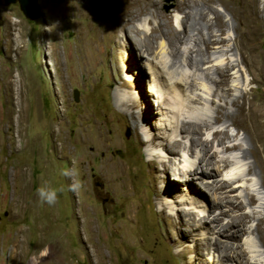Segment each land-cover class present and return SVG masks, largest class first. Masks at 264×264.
I'll use <instances>...</instances> for the list:
<instances>
[{"label":"rangeland","instance_id":"rangeland-1","mask_svg":"<svg viewBox=\"0 0 264 264\" xmlns=\"http://www.w3.org/2000/svg\"><path fill=\"white\" fill-rule=\"evenodd\" d=\"M108 1L114 7H122L124 3V0ZM155 1L159 3L160 12L170 16L174 29L187 35L183 20L188 9H176L177 2L181 0ZM200 1L189 0V3L192 6V3L199 4ZM249 1H210L228 25L223 35L226 42L213 45L209 54L205 45L201 44L199 47L205 57L201 67L188 64L187 53L190 46L196 44L195 40L183 39L175 50L169 40L161 36L150 57V60L158 62L157 67L161 68L160 63L165 62L166 72L175 80L188 79L190 85L184 93L182 108V113L187 114L183 119L191 124H201V142H212L209 150L211 167L218 173L214 178L199 174L198 184L230 180L247 171L248 161L239 158L240 152H226L214 137L217 132H227L231 139L226 140L225 145L240 143L247 146L243 130L230 123L216 122L217 106H226V102L238 97L241 90L248 93L247 99L258 110L264 108V0H257L254 5L258 11L257 21L249 20L252 15ZM37 2L39 16L28 19L18 2L6 5L5 0H0V122L5 121L10 105L3 81L10 79L15 127H18L22 112L24 134V149L19 152L17 142L11 145L8 127L0 126V264H33L37 255L35 249L43 240L44 244L37 253L47 245L56 244L66 264H92L88 259V232H85L82 219L88 208L96 230L94 239L103 246L106 264H238L226 253L242 256L241 252L246 259L242 264H264V246L251 232L258 220L264 217L260 168L257 167L258 175L246 177L236 192L234 184L226 188L227 200L238 201L237 196H240L244 201L247 189L256 195L257 202L246 208V212L251 214L249 233L236 240L217 233L236 215L230 203L225 201L212 214L220 218L219 225L215 228L197 225L193 230L189 229L181 210L199 219L207 215L201 211L206 199L194 195L199 193V185H187L181 175L176 177L174 174L178 169L199 165L203 155L201 142L192 145V135L181 132L180 124L177 136V128L173 135V139L182 142L176 155L161 146L139 144L133 125L126 121L131 112L140 116L142 125L150 124L145 134L139 131L144 141L154 134H165L167 140H173L172 127L161 129L160 126L164 124L163 119L173 125L175 120L171 114L163 117L157 113L156 90H161V86L152 76L150 67L147 66L141 76L132 70L133 63L127 60L129 52L123 49L118 53L117 42L123 37L125 39V33H117L116 41H109L104 36L103 31L109 23L106 21L109 10L101 9L103 0ZM91 8L93 13L88 12ZM3 11L10 13L13 23L18 24L10 41L7 36H2ZM212 18L210 15L207 19ZM157 22L147 13L137 25L150 31L158 27ZM218 35L215 38H219ZM17 37H21L19 46ZM236 38L239 47L246 53L247 62L231 71L228 85L221 88L213 81V73L218 67L223 68L228 62L239 59ZM179 49L188 50L182 55ZM91 56L96 58L94 66L90 64ZM130 57L136 59L140 66L146 63L136 49ZM173 61L175 65H172ZM124 67H127L126 73L122 75V71L118 70H124ZM122 76L130 79L128 91L133 92L137 90L136 86H140L148 94L147 101L138 97L140 104L129 111L115 104L117 89L123 94L127 91L126 88H118ZM161 82L166 84L168 81L163 79ZM76 90L79 92L78 101ZM259 120L264 122V117L260 115ZM238 122L241 126H249V122L242 117L238 118ZM95 129L106 133L107 146L93 154L91 148L88 149V130ZM54 130L60 131L59 136ZM14 137H17V129L14 130ZM115 140L116 145L112 144ZM250 145H253L251 140ZM88 152L92 154L89 159ZM153 158L157 161L172 159L165 173L162 165L158 166L161 173L156 174L162 177L154 181L149 175L153 169L147 165ZM225 160L230 161L227 166ZM103 161L128 167L120 178L128 182L127 197L112 193L110 185L99 177L98 169ZM65 168L76 170L75 179L83 185L79 192L68 190L72 181L61 174ZM19 169L22 175L11 176ZM45 183L57 190L63 189L58 191L55 205L42 204L37 195V189ZM155 189L160 195L155 194ZM5 195L7 201L3 204ZM208 197L211 200L213 194H208ZM131 206H136L132 220L128 216ZM163 208L174 219L176 226L169 225L158 215ZM218 238L221 242L219 248L212 246L210 252L191 251L197 242L213 244Z\"/></svg>","mask_w":264,"mask_h":264},{"label":"bare ground","instance_id":"bare-ground-1","mask_svg":"<svg viewBox=\"0 0 264 264\" xmlns=\"http://www.w3.org/2000/svg\"><path fill=\"white\" fill-rule=\"evenodd\" d=\"M210 1L211 0H201L199 4L196 3L193 5L192 3V6L190 5L189 0H181L177 2V10L182 11L188 9V12L186 13L185 18L183 20V24H185V29L187 26V35H183L184 33L174 29L171 24L170 16L164 15L160 12L158 5L159 3H156L155 0H124L122 7H114V4L111 5L108 0H103V3L101 4V9L106 11L109 10V14L107 15L108 20H106L109 23H106L107 25L105 26V29L103 31L104 36H107L109 41H116L117 33H125V39L123 37L117 42L118 53H121V50L123 49L129 52V57L127 60H131V63H133L132 70L135 71V73H139V75L141 76L145 74L146 67L149 66L150 70L152 71V76L155 77L157 83H159V85L161 86V90H156L158 98L157 113L162 115L163 117L168 116V114H171V118L175 120V124H168L167 122L169 120L163 119L164 124L163 126H160V128L168 129V127L171 126V139H173V137L177 136L178 128L181 124L180 131L192 135V145L202 141L200 138L202 134V126L199 123L191 124L189 122H186L185 119H183V117H185V115L187 114L182 113V108L184 107V93L186 94L185 91L189 89L190 85L188 83V79L177 78V80H175V78L172 77L170 73L166 72L165 62L160 63L162 64V67L160 68L157 67L158 62L150 60V57L156 48L155 45L157 43L158 38L161 36H165L169 40L170 44L175 48V50L177 49L178 44L183 39H186L188 41L195 40L196 44L192 47L190 46V49L187 53L189 57L188 64L197 68L201 67V64L205 60V57L202 55L203 51L199 46L201 44H204L206 47L205 50L209 54L210 49L213 45H219V43L226 42V39L223 38V35L226 33L228 25L224 21L223 16L220 14V12H218V10H216L210 4ZM256 1L257 0H250L248 3V6L250 5V8L252 10V15L249 16V20L251 21L258 20V11L254 8ZM88 12L93 13L94 10L91 8L90 10L88 9ZM147 13H150L151 17L157 19L158 21V27L151 28L150 31L144 27L137 25V23L140 22L142 20V17L145 16ZM210 15L213 16L212 20L207 19ZM1 21L4 27V33L2 34V36H7L10 41V38L12 37L14 30L18 24L13 23L11 14L7 13L6 11L2 12ZM143 21H146V19H144ZM234 29L237 30V27H234ZM215 32L219 33V35L214 34ZM217 35L219 36V38H215ZM20 42L21 37H17V46H19ZM235 48H237V50L239 51V59L236 60V62H228L223 68L218 67L213 73L215 77H212V79L218 87L224 88L225 86H227L231 78V71L236 70L240 67V65L246 64L247 62L246 53L242 48L239 47L237 38L235 39ZM135 49L137 50L139 57L146 61V63H143V65L141 66L139 65L136 59H132L130 57L132 56ZM186 50L188 49H179V52L184 55L187 52ZM172 51V53L175 54L174 49ZM87 59L88 57H86L85 60ZM95 59L96 58L94 56L90 57L91 66H94ZM175 64L176 62L173 61L172 65ZM126 68L127 67H124V70L119 69L118 71H122L123 75L124 73H126ZM163 79H166L168 82L166 84H164L165 82L162 83L161 80L163 81ZM129 80L126 79V76H122L118 88H126L127 90L130 87ZM3 84L6 89L7 98L9 100L10 105L6 112V119L4 122H0L2 123V125L0 124V126L5 125L8 127L11 145L14 146V143L17 142L18 151L22 152L24 149V134L21 121L22 112H20V120L18 127H15V109L11 101L13 89L12 82L10 79H6L3 81ZM162 86L165 88V92ZM136 88L137 90H133V92L128 91L130 89L129 88L127 91H124V94L120 93V91H118L117 89V92H115L114 96L116 106L119 108H123L126 111H129L130 109H133L140 104L138 97L143 98V100L147 101L148 94H146L142 87L136 86ZM165 94H167V96ZM247 95V92L241 90V93L238 97L230 99L229 103L226 102V106L218 105L216 108V122H223L224 124L230 123L243 130L246 134L244 141L247 143V146H244L240 143H235L233 145H225V141L231 139L227 132H217L215 133L214 137L219 145L224 146L226 152L239 151V158L242 161H248L246 174L236 175L230 180H214L212 183L198 184L197 180L199 179V174H202L204 177L207 178H214L217 176L218 173L214 172V170H212L214 168L211 167L212 160L209 156V150L212 146V142L209 141L201 142V152L203 153V155L199 161L198 166H191V168L188 169H178V172L174 174L176 177L178 175H181L187 185H199V188H197L199 193L195 192L194 195L200 196L204 198V200L206 199L201 205V211H204L207 215L199 219H197L194 214L190 212H185V210H181V214L185 218V223L191 230H193L197 225H199L200 227L204 225L203 227L206 228H215L217 225H219L220 218L213 217L212 214L217 209H219L225 201V203H230L229 205L232 208V211L236 212V215L233 216V219L227 226L222 225L220 229L223 230L218 229L217 233H219V235H224L225 237L231 240H236L238 238H241L244 234L250 232L248 224L251 221V214L246 212V208L248 206H252L257 202L256 195L250 193V190L248 189L245 191L244 201L240 198V196H237L238 201L227 200L228 195H225L227 192L226 188L231 187L234 184L236 185L234 187V191L236 192L239 188H241L240 184L246 180V177L250 175H258L257 167H259L261 170V187L264 189V122L259 120L260 115L264 117V108L258 110L253 104V102L247 99ZM192 101L193 99L191 100V102ZM228 104H230L229 107L227 106ZM239 117H242L243 120L248 121L249 126H241L238 122ZM140 119V116L138 117V115H136V113L134 112H131L129 115L126 116V121L128 123H131L134 127V131L136 136L138 137L139 144L147 143L149 146H161L170 154H178V150L182 146V142L177 139L169 141L166 139L165 134H163V136L160 134H154L151 135V137L148 136L146 141L142 140L139 131H142L144 133L146 128H150V124H145L144 126L141 124L142 120ZM175 128H177V131L175 132V136H173ZM16 129L17 137L15 138L14 130ZM54 133L56 136H59L60 131L58 133L57 130H54ZM106 139L107 135L105 132L99 131L98 129L88 130V149L91 148V153L93 154L99 150L104 149L105 146H107ZM250 140L253 143L252 146L250 145ZM112 144L116 145V140ZM62 148H64L63 144ZM91 153L88 152V159L89 156L92 155ZM250 159L253 160L250 161ZM229 162V160H225L224 164L227 166ZM171 163L172 159H167L163 161H157L155 158L151 159V161L147 164L149 168L153 169V172L150 171L149 174L151 180L154 181L157 178L162 177L161 175L156 174L157 172H159V165H162V171L165 173L170 168ZM127 169L128 167L126 166H119V163H109L107 161H103L99 166L98 175L110 185L109 187L112 193H121L122 197H127L129 185L126 183L128 182L126 181V179H120L125 175ZM17 174L22 175V170L19 169V171L16 173L13 172L11 176ZM155 192V194L160 195V192L157 189H155ZM208 194H213V198L211 200L208 197ZM6 201L7 198L5 195L4 199L2 200V203L5 204ZM135 207L131 206V208L128 210V216L131 220L134 217L133 213L136 212ZM86 212L84 211V213ZM87 213L83 214L84 216L82 219L85 232H88V259L91 261L92 264H106V254L104 252L103 246L101 243L96 242L94 239L96 230L94 220L92 219V217H90L91 213L89 208ZM221 214H224V212H221ZM158 215L164 220H166L169 225L176 226V222L174 221V219L166 214L165 208H163L158 213ZM251 232L258 237L259 241L264 246V217L258 220L256 227L252 229ZM44 241L45 240H43V243H40L35 249L34 253L37 255L33 258V264H66L65 260L61 258V251L58 249L56 244L47 245L45 249L37 253V250H39L40 246L44 244ZM220 244L221 242L219 238L215 241V243L213 242V244L206 241L197 242L195 247L191 249V251L193 250L210 252L212 246L219 248ZM241 254L242 256H235L232 253H226V256L228 258L236 259L238 264H242L243 262H246V259L243 257L244 253L241 252Z\"/></svg>","mask_w":264,"mask_h":264},{"label":"clouds","instance_id":"clouds-1","mask_svg":"<svg viewBox=\"0 0 264 264\" xmlns=\"http://www.w3.org/2000/svg\"><path fill=\"white\" fill-rule=\"evenodd\" d=\"M61 174L71 180L72 182L68 185V190L77 193L82 188V182L78 179H75L77 172L74 168H65L62 170ZM58 191H63V189L57 190L56 188L51 187L48 184H42L37 189V195L41 203H46L49 206L55 205L58 199Z\"/></svg>","mask_w":264,"mask_h":264},{"label":"water","instance_id":"water-1","mask_svg":"<svg viewBox=\"0 0 264 264\" xmlns=\"http://www.w3.org/2000/svg\"><path fill=\"white\" fill-rule=\"evenodd\" d=\"M118 1V0H115ZM6 5L19 3L21 11L28 19H34L39 16V5L37 0H5ZM76 101H78L79 92L76 90Z\"/></svg>","mask_w":264,"mask_h":264}]
</instances>
